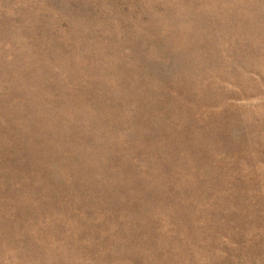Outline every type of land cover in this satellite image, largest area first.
Returning a JSON list of instances; mask_svg holds the SVG:
<instances>
[{"label":"rangeland","instance_id":"1","mask_svg":"<svg viewBox=\"0 0 264 264\" xmlns=\"http://www.w3.org/2000/svg\"><path fill=\"white\" fill-rule=\"evenodd\" d=\"M0 264H264V0H0Z\"/></svg>","mask_w":264,"mask_h":264}]
</instances>
